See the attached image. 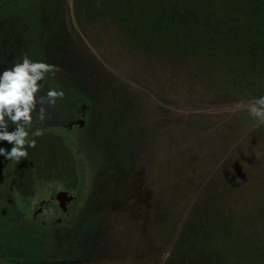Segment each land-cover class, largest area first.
Listing matches in <instances>:
<instances>
[{
  "label": "rangeland",
  "instance_id": "obj_1",
  "mask_svg": "<svg viewBox=\"0 0 264 264\" xmlns=\"http://www.w3.org/2000/svg\"><path fill=\"white\" fill-rule=\"evenodd\" d=\"M13 1L0 72L27 55L53 69L39 96L64 93L33 115L43 106L62 129L27 139L61 140L73 157L76 142L89 161L54 166L21 199L13 170L23 163L0 156V263L264 264V125L246 107L264 86L253 69L247 77L215 45L127 27L151 0ZM197 1L220 16L238 3ZM64 195L77 199L67 213L52 202ZM58 218L78 224L72 238L45 240L26 225Z\"/></svg>",
  "mask_w": 264,
  "mask_h": 264
},
{
  "label": "trees",
  "instance_id": "obj_2",
  "mask_svg": "<svg viewBox=\"0 0 264 264\" xmlns=\"http://www.w3.org/2000/svg\"><path fill=\"white\" fill-rule=\"evenodd\" d=\"M3 2L4 0H0V3L3 4ZM231 13H236L235 21L246 19L247 22L232 24ZM127 18L129 20L127 27L144 33L150 39L175 34L185 36L190 47L193 46L192 48L201 45H215L228 59L233 58L247 77L250 74V66L264 86V0H238L236 7L222 16L219 12L216 13L208 5L201 4L197 0H151L150 5L139 15L138 22L132 16ZM27 129L29 133L56 130L46 121L39 122L34 117L32 125ZM58 129H62V127L59 126ZM52 140L44 147L39 144L30 149L31 147L27 146L28 156L26 159H21L23 165L19 168L14 167L15 174L17 171L22 173L21 180L17 181L14 177L13 182V187L21 199L31 198L34 195L35 182L40 181L43 173L46 174V177L53 175L54 166H65L61 170L68 173L66 169L71 166H76V171H80L83 169L82 166L88 163L89 159L84 156L78 143L74 142L73 157L71 152L68 153L67 146L60 138L57 145L58 153L54 154L52 150L57 146L53 145ZM52 154L55 160L57 156V161L51 158ZM83 182L82 178V183L76 185H83ZM76 205L77 199H75L74 207L66 208V211L75 209ZM63 221L60 223L56 221L57 223L48 224V226L37 221H27L26 225L43 239L57 241L72 238L77 230L78 224L75 226L69 221L67 223Z\"/></svg>",
  "mask_w": 264,
  "mask_h": 264
},
{
  "label": "clouds",
  "instance_id": "obj_3",
  "mask_svg": "<svg viewBox=\"0 0 264 264\" xmlns=\"http://www.w3.org/2000/svg\"><path fill=\"white\" fill-rule=\"evenodd\" d=\"M52 66L31 60L27 55L21 63H15L0 74V142L12 145L10 150L0 147V156L6 160L20 162L27 158L25 145L35 147V139L28 140V131L33 123V112L37 105H55L57 99L64 97L63 91L49 89L45 96H39L46 74L51 72ZM249 114L264 125V96L250 102L247 106ZM46 108L41 106L38 111V120L43 122L46 118ZM9 122L14 130L9 131ZM39 135L37 131L35 133Z\"/></svg>",
  "mask_w": 264,
  "mask_h": 264
},
{
  "label": "flooded vegetation",
  "instance_id": "obj_4",
  "mask_svg": "<svg viewBox=\"0 0 264 264\" xmlns=\"http://www.w3.org/2000/svg\"><path fill=\"white\" fill-rule=\"evenodd\" d=\"M15 8H16V6L14 5V1L13 0H4L3 4L0 3V9H1L0 11L6 13L5 17H0V28H4L5 29V27L11 26V24L13 23V20H14V14H12V13H13V10ZM21 53H23L22 50H21ZM9 60L12 61L11 57H9ZM7 64H8L7 62L4 64L5 65V67H4L5 69L7 68V66H6ZM2 73L3 72H0V74H2ZM33 115H34V112H33ZM58 121H55V120H49L48 121L47 120V123H48L49 126H52L53 128H58L59 126L62 127V125ZM82 122L83 121L81 119H79L78 122H77V124H75L76 127L77 128H81L82 127ZM73 126L74 125L71 126L69 124L67 127H64V130H68V132H69V131H71L73 129ZM58 197L59 198H64V197H66V195H64V196H58ZM52 202L56 205L57 211H59L61 213H67V212H69V211H66L65 202L64 203H61V202L56 201V200H54ZM56 221L59 222L60 221L59 218ZM0 264H3V263H0Z\"/></svg>",
  "mask_w": 264,
  "mask_h": 264
},
{
  "label": "water",
  "instance_id": "obj_5",
  "mask_svg": "<svg viewBox=\"0 0 264 264\" xmlns=\"http://www.w3.org/2000/svg\"><path fill=\"white\" fill-rule=\"evenodd\" d=\"M55 200L59 201L61 203L65 202L66 208H68V209H70L71 207H74V205H75V199L72 198L71 196H66L64 198L57 197Z\"/></svg>",
  "mask_w": 264,
  "mask_h": 264
}]
</instances>
